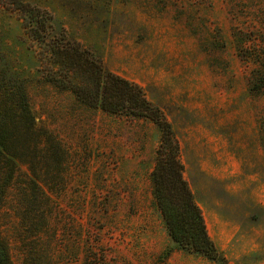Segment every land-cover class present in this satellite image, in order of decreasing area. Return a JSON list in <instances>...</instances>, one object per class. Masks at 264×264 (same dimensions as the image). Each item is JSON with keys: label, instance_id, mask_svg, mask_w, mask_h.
<instances>
[{"label": "rangeland", "instance_id": "1", "mask_svg": "<svg viewBox=\"0 0 264 264\" xmlns=\"http://www.w3.org/2000/svg\"><path fill=\"white\" fill-rule=\"evenodd\" d=\"M23 1L142 89L171 125L210 239L232 264H264V0ZM38 57L0 2V74L64 152L43 182L19 177L35 189H11L0 210L12 263L213 264L174 247L153 201L158 128L80 104L43 80Z\"/></svg>", "mask_w": 264, "mask_h": 264}, {"label": "trees", "instance_id": "2", "mask_svg": "<svg viewBox=\"0 0 264 264\" xmlns=\"http://www.w3.org/2000/svg\"><path fill=\"white\" fill-rule=\"evenodd\" d=\"M0 2L18 13L24 33L38 46L39 71L45 82L71 93L84 106L111 115L146 119L158 128L152 197L171 243L213 264H232L207 233L202 213L182 176L178 143L162 111L147 100L137 84L106 69L94 52L63 30L52 33L53 16L48 11L23 0ZM63 153L51 134L36 125L22 84L0 74V210L11 189L20 184H32L35 189L31 178L40 181L42 170L51 166L47 163L60 162ZM28 173L32 176L29 182L17 181ZM37 190L42 196L43 191ZM0 264H13L1 236Z\"/></svg>", "mask_w": 264, "mask_h": 264}]
</instances>
